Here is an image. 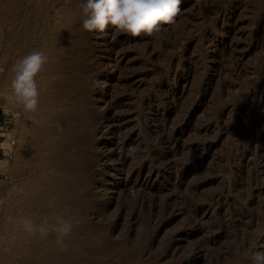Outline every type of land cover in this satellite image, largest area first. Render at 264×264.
<instances>
[{"label": "rangeland", "instance_id": "374dc122", "mask_svg": "<svg viewBox=\"0 0 264 264\" xmlns=\"http://www.w3.org/2000/svg\"><path fill=\"white\" fill-rule=\"evenodd\" d=\"M78 1L0 0V119L4 121L0 141L16 138L14 159L6 160L7 172L0 178V264H251L245 254L264 251V237L257 236L264 230V140L260 145L256 138L264 127V0H181L173 24L153 36L139 37L115 36L113 30L108 36L85 32L78 23L83 1ZM110 40L117 43L108 50ZM32 51L47 54V72L37 77V111L25 113L11 98L10 80L14 61ZM56 68L59 76L64 74L59 81ZM78 85L90 87L80 93ZM167 89L174 99H162ZM57 91L70 95L56 96ZM70 98L77 102L69 105ZM63 110L67 117L76 112L73 119L78 124L72 120L77 125L61 126L57 118ZM103 112L112 116L121 112L123 119L111 121ZM186 116L188 121L183 120ZM89 119L93 122H86ZM117 137L128 143L122 148L110 144L120 140ZM194 143L212 144L191 173L176 174L194 153L190 149ZM61 148L67 154L57 156ZM98 153L106 156L100 158ZM143 164L145 173L150 165L159 172L152 190L135 183ZM126 176L132 180L126 182ZM64 178L76 182L66 203L59 202L54 191ZM218 197L215 208L204 214L207 201ZM54 214L72 222L69 237L80 241L68 258L42 247L52 232L42 238L25 232L20 223L24 218L35 224L45 218L55 223ZM90 237L95 243L82 241ZM54 256L61 261H54Z\"/></svg>", "mask_w": 264, "mask_h": 264}, {"label": "clouds", "instance_id": "9594fccd", "mask_svg": "<svg viewBox=\"0 0 264 264\" xmlns=\"http://www.w3.org/2000/svg\"><path fill=\"white\" fill-rule=\"evenodd\" d=\"M180 4L181 0H83L80 5L82 29L89 33H104L111 27L115 36H153L164 25L175 22ZM47 63L45 52L32 51L17 59L12 66L11 98L25 113H35L38 109L37 77L45 71ZM54 219L53 224H49L47 218L41 224H35L30 218H24L20 223L25 232L39 233L42 238L50 232L55 233L56 243L64 250L73 225L70 220ZM257 236L264 237V230H260ZM245 255L251 264H264V251L249 250Z\"/></svg>", "mask_w": 264, "mask_h": 264}, {"label": "bare ground", "instance_id": "6f19581e", "mask_svg": "<svg viewBox=\"0 0 264 264\" xmlns=\"http://www.w3.org/2000/svg\"><path fill=\"white\" fill-rule=\"evenodd\" d=\"M16 1H17V0H16ZM74 1H75V0H74ZM81 1H83V0H80V2H79V1H78V2L81 3ZM72 2H73V1H72ZM78 2H77V3H78ZM20 3H21V2H20ZM73 3H74V2H73ZM75 4H76V3H74V5H75ZM19 5H20V4H19ZM19 5L17 4V6H19ZM13 6H14V5H13ZM69 6H70V4H69ZM76 6L78 7L77 4H76ZM65 8H66V7H65ZM74 8H75V7H74ZM17 9H19V8H17ZM63 9H64V8H63ZM69 9H70V8H69ZM72 9H73V8H72ZM79 9H80V8H79ZM13 10H16V9H13ZM64 10H65V9H64ZM67 10H68V9H67ZM78 11H80V10H78ZM18 12H19V11H18ZM64 12H65V11H64ZM72 13H74V10H73ZM12 14H14V11L12 12ZM69 14H70V13H69ZM78 14H79V13H76V15H75V14H74V15L77 16ZM34 15H35V14H34ZM61 15H62V14H61ZM79 15H81V14H79ZM62 16L65 17V15H62ZM29 17H30V16H29ZM60 17H61V16H60ZM63 17H62V19H63ZM66 17H67V15H66ZM72 17H74V16H72ZM72 17H71V18H72ZM13 18H14V16H13ZM74 18H76V17H74ZM81 18H82V17H81ZM81 18H80V21H82ZM14 19H15V18H14ZM17 19H18V18H17ZM27 19H28V17H27ZM15 20H16V19H15ZM60 20H61V19H60ZM70 20H71V19H70ZM70 20L68 19L69 22H70ZM16 21H17L18 25H20V23L18 22V20H16ZM16 21H14V22H15V24H14L15 26H16ZM25 22H26V21H25ZM60 22H61V21H60ZM71 22H72V21H71ZM78 23L81 24L82 22H78ZM24 24H25V23H24ZM26 24H27V23H26ZM67 24L69 25L70 23H67ZM76 24H77V23H76ZM14 25H13V26H14ZM28 25H29V24H28ZM57 26H58V25H57ZM65 26H66V25H65ZM69 26H70V25H69ZM71 26L74 27L75 24H74V26H73V25H71ZM77 26H78V25H77ZM20 27H21V25H20ZM20 27H19V28H20ZM58 27L60 28L61 25L58 26ZM80 27H81V25H80ZM13 29L15 30V28H12V30H13ZM56 29H58V28H56ZM62 29H64V28H62ZM62 29H60V30H62ZM66 29H67V28H66ZM66 29H65V30H66ZM70 29H71V28H70ZM74 29H75V28H74ZM68 30H69V29H68ZM76 30H77V29H76ZM111 30H112V28L109 27V28L105 31V32H106L105 35L108 36ZM15 31H16V30H15ZM24 31H25V30H24ZM58 31H59V30H58ZM63 31H64V30H63ZM63 31H61V32H63ZM66 31H67V30H66ZM21 32H22V30H21ZM105 32H104V33H105ZM13 33H14V32H13ZM23 33H24V32H23ZM72 33H73V32H72ZM74 33H75V32H74ZM112 33H113V31H112ZM20 34H21V33H20ZM55 34H56V33H55ZM57 34H58V32H57ZM60 34H61V33H60ZM83 34H84V33H83ZM113 34H114V33H113ZM14 35H15V34H14ZM14 35H13V36H14ZM16 35H17V33H16ZM23 35H24V34H23ZM58 35H59V34H58ZM66 35L69 36L70 34H69V33H66ZM82 36H83V35H82ZM207 36H208V35H207ZM55 37H56V36H55ZM61 37H62V35H61ZM113 37H114V36H113ZM23 38H25V37H23ZM56 38H57V37H56ZM59 38H60V35H59ZM59 38L57 39L58 41H59ZM62 38L64 39V37H62ZM62 38H61V39H62ZM110 38H112V37H110ZM204 38H205V37H204ZM14 39H15V38H14ZM112 39H113V38H112ZM69 40H70V39H69ZM104 40H105V41H108L107 38L104 39ZM64 41H65V40H64ZM64 41H63V42H64ZM59 42H61V41H59ZM59 42H58V43H59ZM221 42H222V41H221ZM70 43H71V42H70ZM70 43H69V45H70ZM116 43H117V40H115V41L110 40L109 42L106 43L107 45H106V44H105V45L107 46L108 50H110V49H112V46H113L114 44H116ZM60 45H62V44H60ZM64 45L66 46V44H64ZM58 46H59V45H58ZM106 46H105V47H106ZM63 47H64V46H63ZM70 47H71V46H70ZM101 47H102V46H101ZM114 48H115V47H114ZM53 49H54V48H53ZM56 49H57V48H56ZM59 49H61V48H59ZM62 49H64V48H62ZM69 50H71V48H70ZM102 50H103V49H102ZM50 51H53V50L51 49ZM56 51H57V50H56ZM66 51H67V50H66ZM60 52H62V51H60ZM60 52H59V53H60ZM93 52H94V51H93ZM106 52H107V51H106ZM48 53H49V52H48ZM55 53H56V52H55ZM65 53H66V52H65ZM88 53H89V52H88ZM63 54H64V53H63ZM63 54H62V55H63ZM67 54H69L68 51H67ZM90 54H91V53H90ZM46 55H47V54H46ZM69 55H70V54H69ZM53 56H54V54H53ZM49 57H51V55H50ZM56 57H59V56H56ZM71 57H72V56H71ZM54 58H55V57H54ZM63 58H64V57H63ZM86 58H87V57H86ZM72 59H73V58H72ZM82 59H83V58H82ZM51 60H53L52 57H51ZM51 60H50L49 62H51ZM55 60H56V59H55ZM61 60H63V59L61 58ZM67 60H68V58H67ZM84 60H86V59L84 58ZM57 61H58V59H57ZM78 61H79V60H78ZM14 62H15V61H14ZM59 62H60V59H59ZM61 62L63 63L64 61H61ZM71 62H72V61H71ZM74 62H76V61H74ZM82 62L84 63L83 60H82ZM87 62H88V61H87ZM93 62H94V61H93ZM93 62H92V64H93ZM96 62H97V61H96ZM51 63H52V62H51ZM57 63H58V62H57ZM57 63H56V64H57ZM62 63H61V65H62ZM64 63H65V62H64ZM68 63H69V61H68ZM76 63H77V62H76ZM94 63H95V62H94ZM98 63H99V62H98ZM72 64H73V63H72ZM81 64H82V63H81ZM49 65L51 66V64H49ZM53 65H54V64H53ZM53 65H52V66H53ZM65 65H66V63H65ZM65 65H64V66H65ZM68 65H69V64H68ZM68 65H67V67H68ZM77 65H80V64L77 63ZM82 65H83V64H82ZM94 65H95V64H94ZM96 65H97V64H96ZM57 66H58V65H57ZM74 66H75V65H73V67H74ZM80 66H81V65H80ZM81 67H82V66H81ZM81 67H80V68H81ZM84 67H85V66H84ZM90 67H91V66H90ZM96 67H97V66H96ZM100 67H101V66H100ZM114 67H115V66H114ZM46 68H47V67H46ZM52 68H53V67H52ZM59 68H60V67H58V69H59ZM70 68H71V67H70ZM70 68H69V69H70ZM91 68H92V67H91ZM104 68H106V67H104ZM115 68H116V67H115ZM115 68H114V69H115ZM48 69H51V68H48ZM56 69H57V68H56ZM58 69H57V72H56V70H54V71H55L54 74H55V73L58 74ZM62 69H63V68H62ZM65 69H67V68H65ZM78 69H79V68H77V70H78ZM101 69H102V68H101ZM109 69H110V68H109ZM114 69H112L111 74H114V73H115V70H114ZM119 69H120V68H119ZM75 70H76V69H75ZM77 70H76V71H77ZM79 70H80V69H79ZM95 70H96V69H95ZM98 70H99V69H98ZM106 70H108V69L106 68ZM45 71H46V70H45ZM67 71H68V70H67ZM76 71H74V72L71 71V73L74 74ZM81 71L83 72L82 69H81ZM85 71H86V70H85ZM85 71H84V72H85ZM46 72H47V71H46ZM48 72H49V70H48ZM52 72H53V71H52ZM61 72H62V71H61ZM69 72H70V71H69ZM79 72H80V71H79ZM86 72H87V71H86ZM93 72H94V71H93ZM104 72H105V71H104ZM59 73H60V72H59ZM96 73H97V72H96ZM119 73H120V72H119ZM119 73H118V74H119ZM11 74H12V72H11ZM11 74H10V76H11ZM47 74H48V73H47ZM57 74H55V75H57ZM60 74H61V73H60ZM62 74H63V72H62ZM62 74H61L60 76H59V74L57 75V76H58V81H59V77H61V76L64 75V74H63V75H62ZM68 74H69V73H68ZM73 74H70V75H73ZM75 74H77V73H75ZM94 74H95V73H94ZM51 75H52V73L50 74V76H51ZM83 75H84V74H83ZM85 75H86V74H85ZM87 75H88V74H87ZM87 75H86L85 77L91 79V78L88 77ZM96 75H97V74H96ZM103 75H104V73H101L100 76H103ZM170 75H171V74H170ZM170 75H169V76H170ZM175 75H176V74H175ZM45 76H46V75H45ZM47 76H48V75H47ZM65 76H66V75H65ZM65 76H64L63 79L61 78L62 81L65 80V78L67 79V76H66V77H65ZM77 76H78V78H79L80 75L77 74ZM166 76H167V75H166ZM68 77H69V76H68ZM74 77H75V76H74ZM46 78H47V77H46ZM48 78H49V77H48ZM80 78H81V76H80ZM82 78H83V77H82ZM54 79H55V78H54ZM72 79H73V78H72ZM47 80H48V79H47ZM49 80L52 81V78L50 77ZM75 80H76V78H75ZM75 80H74V82H75ZM83 80H84V78H83ZM93 80H94V79H93ZM96 80H97V79H95L94 81H96ZM164 80H165V79H164ZM44 81H45V80H44ZM56 81H57V80H56ZM58 81H57V82H58ZM69 81H70V79H69ZM87 81H88V80H86V82H87ZM91 81H92V80H91ZM91 81H90V82H91ZM168 81H169V80H168ZM60 82H61V81H60ZM60 82H59V83H60ZM70 82H71V81H70ZM79 82H80V81H79ZM82 82H83V81H82ZM84 82H85V81H84ZM84 82H83V83H84ZM92 82H93V81H92ZM92 82H91V83H92ZM103 82H104V81H103ZM127 82H130V78H128ZM169 82H170V81H169ZM212 82H213V81H212ZM212 82H211V84H213ZM51 83H53V81H52ZM61 83H64V81L61 82ZM61 83H60V84H61ZM65 83H66V81H65ZM105 83H106V82H105ZM53 84H54V83H53ZM53 84L50 85V86H53ZM56 84H57V83H56ZM56 84H55V87H56ZM71 84H73V83H71ZM77 84H79V83H77ZM84 84H85V83H84ZM92 84H93V83H92ZM101 84H102V83H101ZM124 84H125V83H124ZM126 84H127V83H126ZM201 84H202V83H199V85H201ZM57 85H58V84H57ZM68 85H70V84H68ZM68 85L65 84V86H68ZM81 85H82V84H81ZM90 85H91V84H90ZM95 85H96V84H95ZM102 85H103V84H102ZM105 85H106V84H105ZM185 85H186V84H185ZM197 85H198V84H197ZM47 86H48V85H47ZM63 86H64V85H63ZM65 86H64V87H65ZM72 86H73V85H72ZM74 86H75V85H74ZM74 86H73V87H74ZM78 86H79L80 93H81V89H83V88L80 87V85H78ZM78 86H77V88H78ZM83 86H84V85H83ZM85 86H86V85H85ZM91 86H92V85H91ZM55 87H54V88H55ZM64 87H63V90L65 91ZM69 87H70V86H69ZM69 87H68V91H69ZM89 87H90V86L88 85V88H87V87H84V89H85V88L89 89ZM93 87H94V86H93ZM103 87H104V85H103ZM56 88H57V87H56ZM56 88H55V89H56ZM58 88H59V87H58ZM58 88H57V89H58ZM65 88H67V87H65ZM101 88H102V87H101ZM61 89H62V88H60V89H58V90H61ZM70 89H71V88H70ZM74 89H76V88H74ZM84 89H83V90H84ZM50 90H51V89H50ZM50 90H49V89L47 90V91H48V95H51V94H52V92L49 94V91H50ZM94 90H95V89H94ZM163 90H164V88H163ZM51 91H52V90H51ZM68 91H66V92H68ZM76 91H77V90H76ZM86 91H87V90H86ZM90 91H91V89H90ZM90 91H89V92H90ZM66 92H65V93H66ZM82 92H83V91H82ZM87 92H88V91H87ZM162 92H163V91H162ZM55 93H57L56 96H60L59 94L63 93V91L61 90V93H58V91L55 92ZM68 93H69V92H68ZM68 93H67V94H68ZM73 93H74V92H73ZM76 93H77V92H76ZM158 93H159V92H158ZM67 94H61V95H67ZM82 94H83V93H82ZM163 94H164V98H162L163 100H165V99H174V98H175V97H174L175 94H173V93H172L171 91H169L168 89L166 90V93L163 92ZM41 95H42V94H41ZM48 95L45 96V97H48ZM53 95H54V94H52L51 96H53ZM69 95H70V93H69ZM69 95H68V96H69ZM75 95L77 96V94H75ZM79 95H80V94H79ZM54 96H55V95H54ZM54 96H53V97H54ZM71 96H72V95H71ZM71 96H70V97H71ZM91 96H93V95H91ZM53 97H52V98H53ZM73 97H74V96H73ZM73 97H72V98H73ZM62 98H64V97L62 96ZM66 98H67V97H66ZM72 98H70V101H71ZM76 98H77V97H76ZM83 98H84V96H83ZM88 98H89V97H88ZM99 98H100V97H99ZM102 98H103V97H102ZM160 98H161V96H160ZM47 99L49 100L50 98H47ZM54 99H55V98H54ZM58 99H59V98H58ZM58 99H57V100H58ZM67 99H68V98H67ZM74 99H75V98H74ZM74 99H72L73 101H71V103H70V101L67 100V102L69 103V105L72 104V102H74ZM97 99H98V98H97ZM97 99H96V100H97ZM100 99H101V98H100ZM100 99H99V101H100ZM121 99H123V98H121ZM57 100H56V102H57ZM60 100H61V99H59V101H60ZM63 100H64V99H63ZM86 100H87V99H86ZM86 100H84V101H86ZM90 100H91V99H90ZM93 100H94V99H93ZM101 100H102V99H101ZM160 100H161V99H160ZM52 101H54V103H55V100H52ZM59 101H58V102H59ZM75 101L77 102V99H75ZM94 101H95V100H94ZM158 101H159V100H158ZM63 102H64V101H63ZM65 102H66V101H65ZM65 102H64V103H65ZM119 103H120V102H119ZM47 104H49V103H47ZM51 104H52V103H51ZM51 104H50V105H51ZM77 104H78V103H77ZM85 104H86V103H85ZM85 104H84V105H85ZM54 105H55V104H54ZM60 105H61V104H60ZM69 105H68V108L70 109L71 106L69 107ZM74 105L76 106V104H74ZM74 105H72V106H74ZM99 105H100V104H99ZM105 105H106V104H105ZM105 105H102L103 107H102V106H99V108H100V107L104 108ZM44 106H45V105H44ZM62 106H63V104H62ZM75 106L73 107V109L75 108V109L77 110V107H75ZM91 106L93 107L92 104H91ZM113 106H114V105H113ZM117 106H118V105H117ZM54 107H56V106H54ZM57 107H59V106L57 105ZM63 107H64V106H63ZM63 107H62V109H64ZM94 107H95V106H94ZM114 107H115V106H114ZM51 108H53V107H51ZM51 108H50L49 111H51ZM60 108H61V106L59 107V110H60ZM62 109H61V110H62ZM69 109H66V111L69 110ZM78 109H79L80 112H82V111L80 110V108H78ZM96 109H97V108H96ZM112 109H113V108H112ZM46 110H48V109H46ZM54 110H55V109H54ZM56 110H57V109H56ZM71 110H72V109H70L69 111L71 112ZM83 110H84V109H83ZM93 110H94V109H93ZM49 111H48V112H49ZM64 111H65V110L60 111V112L62 113V112H64ZM66 111L64 112V114H66ZM91 111H92V110H91ZM115 111H116V110H115ZM119 111H120V109H119ZM54 112H56V111H54ZM57 112H58V111H57ZM72 112H73V110H72ZM261 112H262V111H261ZM61 113H60V114H61ZM75 113H76V112H75ZM75 113H74V115H75V117H76V114H75ZM84 113H85V112H84ZM87 113H88V112H87ZM101 113H102V112H101ZM103 113H104V112H103ZM115 113H116V112H115ZM52 114H53V110H52ZM64 114L62 113L61 116L59 115L60 118H57L58 120H60L59 122H60V125H61V126H63V125H67L68 123L72 122V120H74V119H73V116H74L73 114L70 113V114L72 115V116H70V117L62 116V115H64ZM89 114H90V113H89ZM98 114H99V113L97 112V116H98ZM104 114H105V115H104V118L106 117V119H109V120H111V121H120V120L123 119V116L120 115V114H122L121 112H120L119 115H114V114H113V116H112V115H108V114H106V113H104ZM261 114H262V113H261ZM49 115H50V114H49ZM78 115H79V113H78ZM80 115H81V114H80ZM80 115H79V116H80ZM82 115H84L83 112H82ZM55 116H57V115H55ZM55 116H54V117H55ZM84 116H85V118H87L86 116H88V114H86V115H84ZM92 116H93V115H92ZM92 116L90 115V117H92ZM48 117H49V116H48ZM51 117H52V116H51ZM77 117H78V116H77ZM81 117H82V116H81ZM81 117H80V118H81ZM82 118H83V117H82ZM88 118H89V117H88ZM46 119H47V117H46ZM51 119H52V118H51ZM55 119H56V117H55ZM57 119H56V120H57ZM75 119H76V118H75ZM83 119H84V118H83ZM91 119H92V118H91ZM93 119H94V118H93ZM44 120H45V119H44ZM44 120H43V122H44ZM49 120H50V118H49ZM76 120H77V119H76ZM76 120H74L73 122L75 123ZM81 120H82V119H81ZM81 120H79V122H80ZM94 120H95V119H94ZM153 120H154V119H153ZM183 120L188 121L187 116H186ZM89 121L91 122L92 120L89 119V120H87L86 122H89ZM46 122H47V120H46ZM53 122H54V121H53ZM59 122L57 121L58 125H59ZM73 122H72V123H73ZM76 122H77V124H78V121H76ZM92 122H93V121H92ZM94 122H95V121H94ZM121 122H122V121H121ZM57 123H56V124H57ZM74 123H73V124H74ZM81 123H82V122H80V124H81ZM118 123H120V122H118ZM43 124H44V123H42V125H43ZM46 124H47V123H46ZM46 124H45V125H46ZM77 124H74V125H77ZM83 124H84V123H83ZM47 125H48V124H47ZM51 125H52V124H51ZM69 125H71V124H69ZM69 125H68V126H69ZM89 125H91V124H89ZM92 125H93V124H92ZM111 125H113V124L111 123ZM114 125H115V123H114ZM117 125H118V124H117ZM52 126H53V125H52ZM52 126H51V127H52ZM81 126H82V125H81ZM87 126H88V125H87ZM101 126H102V125H101ZM109 126H110V125H109ZM78 127H79V126H78ZM78 127H76V128H77V130L79 131ZM82 127H83V126H82ZM88 127H89V126H88ZM205 127H206V126H205ZM261 127H262V126H261ZM69 128H70V127H69ZM72 128H73V126H72ZM90 128H91V127H90ZM90 128H87V129H90ZM112 128H113V127H112ZM207 128H209V125H207ZM37 129H38V128H37ZM70 129H71V128H70ZM178 129H179V128H178ZM180 129H181V128H180ZM48 130H49V128H48ZM50 130H52V129H50ZM77 130H75V131L77 132ZM85 130H86V129H85ZM85 130H84V132H85ZM97 130H98V129H97ZM103 130H104V129H103ZM161 130H162V129H161ZM176 130H177V129H176ZM38 131H39V130H38ZM43 131H45V130H43ZM43 131H42V132H43ZM71 131H74V130L71 129ZM90 131H91V130H90ZM90 131L88 130L89 133H90ZM99 131H100V130H99ZM105 131H106V130H105ZM117 131H118V130H117ZM166 131H168V130L166 129ZM174 131H175V130H174ZM174 131H173V132H174ZM258 131H259V130H257V132H258ZM54 132H55V131H54ZM57 132H58V131H57ZM57 132H56V133H57ZM60 132H61V131H60ZM84 132H83V133H84ZM91 132H92V131H91ZM94 132H95V131H94ZM94 132H93V133H94ZM101 132H102V131H101ZM119 132H120V130H119ZM119 132H117V133L119 134ZM161 132H162V131H161ZM169 132H171V131H169ZM173 132H172V133H173ZM39 133L41 134V132H39ZM50 133H52V132H50ZM50 133H49V135H50ZM58 133H59V132H58ZM58 133H57V134H58ZM61 133H62V132H61ZM71 133H72V132H71ZM73 133H75V132H73ZM86 133H87V130H86ZM86 133H85V134H86ZM107 133H108V132H107ZM111 133H112V132H111ZM159 133H160V132H159ZM163 133H164V132H163ZM167 133H168V132H167ZM47 134H48V133H47ZM91 134H92V133H91ZM91 134H89V135L91 136ZM101 134H102V133H101ZM105 134H106V133H105ZM114 134H115V133H114ZM118 134H117V135L115 134V136H119ZM165 134H166V133H165ZM165 134H164V135H165ZM168 134H170V133H168ZM67 135H68V134H67ZM67 135H65V136L67 137ZM71 135H72V134H71ZM80 135H81V134H80ZM80 135H79V137H80ZM93 135H94V134H93ZM95 135H96V134H95ZM95 135H94V136H95ZM158 135H159V134H158ZM171 135L173 136V134H171ZM171 135H170V136H171ZM37 136H38V135H37ZM43 136L46 137V134L43 135ZM54 136H55V135H54ZM72 136H73V135H72ZM81 136H83V135H81ZM87 136H88V135L86 134V137H87ZM90 136L88 137V139H90ZM97 136H98V135H97ZM97 136H96V137H97ZM99 136H100V135H99ZM104 136H105V135H104ZM176 136H179V135H176ZM247 136H248V135H247ZM250 136H251V135H250ZM50 137H51V136H50ZM57 137H58V136H57ZM62 137H63V134H62ZM62 137H60V138H62ZM69 137H70V136H68L67 138L69 139ZM86 137H85V138H86ZM107 137H108V136H107ZM163 137H165V136H163ZM163 137H161L160 139H162ZM253 137H254V136H253ZM258 137H259L258 140H260V141H259V144L261 145V144H262V141L264 140V127H262V128L260 129L259 133H257V137H256V138H258ZM46 138H47V137H46ZM53 138H54V137H53ZM55 138H56V137H55ZM60 138H59V139H60ZM74 138H75V136H74ZM85 138H83V139L85 140ZM92 138H93V137H92ZM101 138H102V137H101ZM118 138H120V137H117V139H118ZM165 138H166V137H165ZM170 138H171V137H170ZM250 138H251V137H250ZM256 138H255V139H256ZM37 139H38V138H37ZM50 139H51V138H49V140H50ZM62 139H63V138H62ZM62 139H61V140H62ZM68 139H67V141H68ZM78 139H79V138H78ZM78 139H77V140H78ZM80 139H81V137H80ZM80 139H79V140H80ZM88 139H87L86 141H88ZM156 139H157V138H156ZM167 139H168V138H167ZM40 140H41V139H39L38 141H40ZM42 140H43V139H42ZM47 140H48V139H47ZM51 140H52V139H51ZM55 140L58 141V139H55ZM79 140H78V141H79ZM81 140H82V139H81ZM90 140H91V139H90ZM130 140H131V139H130ZM163 140H164V138H163ZM170 140H171V139H170ZM258 140H257V141H258ZM34 141H35V140H34ZM63 141H65V140H63ZM78 141H75V142L77 143ZM94 141H95V140H94ZM94 141H93V142H94ZM42 142H43V141H42ZM42 142H41V143H42ZM58 142H60V141H58ZM58 142H56V143H58ZM93 142H92V143H93ZM105 142H106V141H105ZM130 142H131V141H130ZM165 142H168V141L166 140ZM165 142H164V143H165ZM169 142H170V141H169ZM172 142H173V141H172ZM60 143H61V142H60ZM92 143H91V144H92ZM94 143H95V142H94ZM126 143H128L127 140H124V139H121V138H120V140H119V139H118V140H112L110 144H117V146H118L119 148H122ZM170 143H171V142H170ZM175 143H176V142H175ZM42 144H43V143H42ZM51 144H52V143H51ZM53 144H54V143H53ZM73 144H74V143H73ZM104 144H109V142L107 141V142L104 143ZM104 144H102V145H104ZM165 144H166V143H165ZM199 144H200V143H199ZM199 144H198V143H194V144L192 145V147H191L190 149H192V151H193L194 153L192 154L191 157H188L187 160H186L183 164H181L182 166L179 167V168L176 170V174H177V171H179V173H180L181 176H184V174H189V173H191L192 170H193V168H194L195 166H197V163H198V161H199V158L203 155V154H202V153H203V150H204L205 148L208 149L209 146L211 147V144H212V143H211L210 145L207 143V144H205L204 146H203V144H202V146H200ZM257 144H258V143H257ZM255 145H256V144H255ZM260 145H259V146H260ZM56 146H57V145H56ZM66 146H67V145H66ZM110 146H111V145H110ZM115 146H116V145H115ZM178 146H179V145H178ZM256 146H257V145H256ZM256 146H255V147H256ZM259 146H257L256 148H258ZM43 147H44V146H43ZM50 147H51V146H50ZM53 147H54V146H53ZM68 147H69V146H68ZM100 147H101V146H100ZM100 147H99V148H100ZM176 147H177V146H176ZM51 148H52V147H51ZM57 148H58V147H57ZM57 148H56V149H57ZM62 148H63V147H62ZM62 148H61V149H62ZM65 148H66V147H65ZM97 148H98V147H97ZM102 148H103V147H102ZM110 148H111V147H110ZM119 148H118V149H119ZM124 148H125V147H124ZM259 148H260V147H259ZM56 149H55V150H56ZM118 149H117V150H118ZM46 150H48V149H46ZM58 150H60V149H57L56 151H58ZM66 150H67V149H66ZM96 150H97V149H96ZM105 150H106V149H105ZM123 150H124V149H123ZM149 151H150V150H149ZM149 151H148V152H149ZM241 151H242V150H241ZM46 152H47V151H46ZM46 152H45V153H46ZM53 152H54V151H53ZM81 152H82V151H81ZM98 152H99V151H98ZM242 152H243V151H242ZM43 153H44V152H43ZM49 153H50V151H49ZM49 153H48V154H49ZM59 153H60V154H59ZM59 153H57L56 155H57V156H59V155L62 156V155L65 154V153L67 154V152L64 151L63 149H62V151L59 152ZM102 153H103V152H102ZM102 153H101V154H102ZM98 154H99V153H98ZM101 154H99V155L101 156L100 158H104V157L106 156V155H104V154H102V155H101ZM42 155H43V154H42ZM53 155H55V154H53ZM161 155H162V154H161ZM49 156H50V155H49ZM49 156H48V157H49ZM51 156H52V154H51ZM65 156H67V155H65ZM69 156H71V153H70V155H68V157H69ZM45 157H47V156H45ZM55 157H56V156H55ZM107 157H109V156H107ZM110 157H111V156H110ZM42 158H43V157H42ZM49 158H50V159H49ZM49 158H48L49 160L52 159L51 157H49ZM58 158H60V157H58ZM58 158H57V159H58ZM159 158H161V157H159ZM44 159H45V158H44ZM48 159H47V160H48ZM53 159H55V158H53ZM49 160H48V161H49ZM160 161H161V159H160ZM164 161H166V160H164ZM166 162H167V161H166ZM257 162H258V161H257ZM259 163H260V162H259ZM152 164H153V163H152ZM198 164H199V163H198ZM149 165H150V164H149ZM260 165H261V164H260ZM260 165H259V166H260ZM47 166H49V164H48ZM51 166H52V165H51ZM154 168H155V167H154ZM170 168H171V167H170ZM140 169H141V170H140ZM140 169H139V170H140L139 174H137V179L135 180V183H138V184H139L142 188H144L145 190H148V189H149V190H152V189L154 188V186H155V185H154L153 177L159 175L158 170H153V165H152V167H151V165H150V170H149V172H148V173H147V172L145 173V172H144L145 169H146V165H145V164H143V165L140 167ZM157 169H158V168H157ZM259 169H260V168H259ZM141 171H142V172H141ZM63 173H64V172H63ZM110 174H111V173H110ZM126 177H127V178H125L126 182L132 180V178H129L128 176H126ZM74 178H75V177H73V179H74ZM177 178H178V177H177ZM70 179H71V177H70ZM70 179H69V178H64V180H61V183H59L60 185H56L57 187L55 186V187H56L55 190H54V188H52V190H54L55 193L57 194V196H58L57 199H58L59 202H60V201H61V202H62V201H65V203H66V200L69 198V196H72V194L70 195V193H68V191H70V187L73 188V187L75 186V183H76V182L74 183V180H73V181H72V180L70 181ZM261 179H262V178H261ZM262 180H263V179H262ZM124 182H125V181H124ZM126 182H125V183H126ZM261 182H262V181H261ZM81 183H82V182H81ZM125 183H124V184H125ZM77 184H78V182H77ZM88 184H89V183H88ZM256 184H257V183H256ZM259 184H260V183H259ZM84 185H85V182H84ZM257 185H258V184H257ZM72 186H73V187H72ZM82 186H83V185H82ZM43 187H44V186H43ZM52 187H53V186H52ZM77 187H78V189H79L81 186H77ZM77 187H76V188H77ZM257 188L260 189V192H262L263 189L261 190V186H260V185H258ZM74 189H75V188H74ZM144 189H143V191H144ZM49 190L51 191L50 188H49ZM75 190H77V189H75ZM80 190H81V188H80ZM80 190H79V191H80ZM50 191H49V192H50ZM54 191H53V192H54ZM79 191H78V192H79ZM222 191H223V190H222ZM63 192H64V193H63ZM71 192H72V191H71ZM76 192H77V191H76ZM76 192H75V194H76ZM51 193H52V192H51ZM55 193H54V194H55ZM56 194H55V195H56ZM218 194H219V193H218ZM241 194H242V193H241ZM256 194H257V193H256ZM50 195H52V194L49 193V196H50ZM219 195H220V194H219ZM229 195H230V194H229ZM52 196H53V195H52ZM144 196H145V195H144ZM213 197H214V196H213ZM213 197H211V198H213ZM215 197H216V196H215ZM73 199H74V198H73ZM208 199H209V198H208ZM218 199H219V197H218L217 199L215 198L213 201H210L209 203H208V201L206 200V201H207V205L204 206L203 213L206 214V213H208V212H211V211L215 208V202L217 203V202L219 201ZM210 200H211V199H210ZM51 201H52V199H51ZM68 202H69V200H68ZM225 202H226V201H225ZM56 203H57V202H56ZM56 203H55V204H56ZM246 203H247V202H246ZM205 204H206V203H205ZM59 205H60V204H59ZM239 205H240V204H239ZM239 205H238V206H239ZM243 205H245V202H244ZM217 206H218V205H217ZM55 208H59V207H55ZM172 208H173V207H172ZM237 208H238V207H237ZM243 208H244V207H243ZM169 209H170V208H169ZM194 209H195V208H194ZM56 210H57V209H56ZM200 210L202 211V209H200ZM242 210H243V209H242ZM179 211H180V210H179ZM198 211H199V210H198ZM201 211L198 212L197 214L201 213ZM172 212H173V211H172ZM195 212H196V211H195ZM194 214H195V213H194ZM54 215H55V214H54ZM55 217H56V215H55ZM198 218H199V217H198ZM241 219H242V218H241ZM252 219H253V218H252ZM53 221H55V220H53ZM52 223H53V222H51V224H52ZM195 223H196V222H195ZM236 225H237V224H236ZM72 231H73V230H72ZM213 231H214V230H213ZM76 233H77V231H76ZM49 234H50V233H49ZM52 234H53V235H52V239H48V240H46V241L44 242V244H42V247H44V249L49 250V251H54V250H56L55 252H56V253L58 252L57 254H59V257L61 256L62 258H63V257L66 258L67 256H69V255L71 254V252L74 250L75 246L78 245V244L80 243V241H79V242L76 241L77 239L73 240V239H72V238H73L72 236H71V238L68 237V238L66 239L67 247H66L64 250H61L60 246L56 243V235H55V233L52 232ZM71 235H72V234H71ZM50 236H51V235H50ZM73 236H75V235H73ZM77 236H78V235H76V237H77ZM27 237H28V236H27ZM48 238H49V237H48ZM82 241H83L84 243L87 242L86 244H93V243H95L96 239L93 238V237H92V238L90 237V238H88L87 240L84 239V240H82ZM83 242H81V243H83ZM81 245H83V244H81ZM22 247H23V246H22ZM38 247H39V246H38ZM42 247H41V249H42ZM25 248H27L29 252L32 251V250H31L32 246H30L29 244L27 245V247L25 246ZM58 248H60V249H58ZM102 248H103V246H102ZM29 252H28V253H29ZM56 256H57V255H56ZM57 257H58V256H57ZM59 257H58V258H59ZM58 258H56V257L54 256V261H55V259L57 260ZM67 258H68V257H67ZM60 259H61V258H60ZM60 259H58V260H60ZM67 260H69V259H67ZM60 261H61V260H60ZM52 262H53V260H52ZM61 263H62V262H61ZM63 263H65V262H63ZM63 263H62V264H63ZM68 263H69V262H68ZM70 263H71V262H70ZM65 264H66V263H65Z\"/></svg>", "mask_w": 264, "mask_h": 264}, {"label": "built area", "instance_id": "2783aa9c", "mask_svg": "<svg viewBox=\"0 0 264 264\" xmlns=\"http://www.w3.org/2000/svg\"><path fill=\"white\" fill-rule=\"evenodd\" d=\"M4 129V122H0V130ZM0 163L2 159L7 161L13 160L16 152V138L15 136H8L0 141ZM7 153V154H6Z\"/></svg>", "mask_w": 264, "mask_h": 264}, {"label": "crops", "instance_id": "0c3cea01", "mask_svg": "<svg viewBox=\"0 0 264 264\" xmlns=\"http://www.w3.org/2000/svg\"><path fill=\"white\" fill-rule=\"evenodd\" d=\"M0 122H4L0 119ZM7 161L5 159L1 160L0 163V178H3L7 172Z\"/></svg>", "mask_w": 264, "mask_h": 264}]
</instances>
